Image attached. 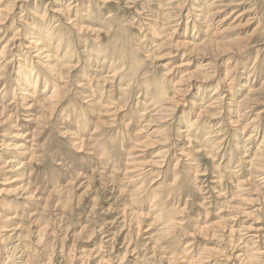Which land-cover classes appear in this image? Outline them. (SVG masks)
<instances>
[{"label":"rangeland","instance_id":"374dc122","mask_svg":"<svg viewBox=\"0 0 264 264\" xmlns=\"http://www.w3.org/2000/svg\"><path fill=\"white\" fill-rule=\"evenodd\" d=\"M0 264H264V0H0Z\"/></svg>","mask_w":264,"mask_h":264}]
</instances>
